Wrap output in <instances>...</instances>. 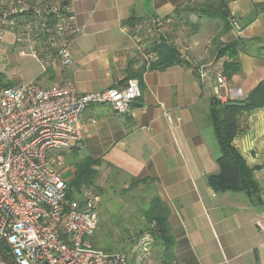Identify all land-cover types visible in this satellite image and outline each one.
<instances>
[{
  "label": "crops",
  "instance_id": "crops-1",
  "mask_svg": "<svg viewBox=\"0 0 264 264\" xmlns=\"http://www.w3.org/2000/svg\"><path fill=\"white\" fill-rule=\"evenodd\" d=\"M61 1L79 27L69 36L73 61L33 79L41 86L69 80L84 93L136 78L140 95L123 114L90 105L82 139L57 156L77 159L56 169L62 176L71 172L63 176L68 181L90 160L97 173L91 183H98L102 171L112 177L127 172L138 181L134 186L145 209L156 200L165 213L171 248L163 264H264V101L237 114L230 144L254 190L216 189L210 183L221 155L215 129L222 103L245 99L264 79V0H227V24L206 35L202 27L186 30L176 18L191 0ZM162 42L179 62L153 66ZM227 44L234 46L218 55ZM225 63H235L229 74ZM202 64L203 77L197 71ZM217 72L226 77V100L217 97Z\"/></svg>",
  "mask_w": 264,
  "mask_h": 264
},
{
  "label": "built area",
  "instance_id": "built-area-1",
  "mask_svg": "<svg viewBox=\"0 0 264 264\" xmlns=\"http://www.w3.org/2000/svg\"><path fill=\"white\" fill-rule=\"evenodd\" d=\"M7 31L20 45L18 54L36 59L41 73L73 61L69 36L79 27L61 0H0V40ZM197 71L205 76L204 64ZM216 81L225 100L223 72ZM139 95L136 78L84 93L69 80L49 86L35 79L0 81V264H130L125 252H105L86 241L97 228L99 196L88 188L74 192L51 154L82 139L90 105L123 114Z\"/></svg>",
  "mask_w": 264,
  "mask_h": 264
},
{
  "label": "rangeland",
  "instance_id": "rangeland-1",
  "mask_svg": "<svg viewBox=\"0 0 264 264\" xmlns=\"http://www.w3.org/2000/svg\"><path fill=\"white\" fill-rule=\"evenodd\" d=\"M205 1L207 3L209 0L188 1L176 13V18L186 30L202 27L201 34L204 35L209 34L210 31L215 34L216 28L222 30L224 24L219 18H209L199 14L205 18L202 22L197 18L198 15L188 14L185 11L187 8L202 7ZM216 5L217 2L214 0L210 3L209 8L213 10ZM174 19L175 17H173ZM204 22L208 24L205 26L203 25ZM202 37L203 35H198L199 39ZM182 39H184L183 42L187 40L186 37ZM23 48L28 50L26 47ZM18 49L19 45L14 46L12 44V37L7 31L3 39L0 40V73L3 74L6 81H12L13 84L33 80L41 71L40 64L36 59L30 56H20ZM219 96L218 93L217 97L219 98ZM58 154H51V157H54L52 165L55 168H61L63 164H74L77 159L68 156L66 161H62L60 157L57 161ZM70 173L65 171L63 176L68 177ZM128 177L127 172H121L112 177L111 174L102 171L98 176V183L83 184L78 187L72 186L74 192L88 188L97 191L99 196V203L96 208L97 228L91 236L86 238V241L101 250L122 251L130 256L136 252V264H163L169 257L165 255L164 244L159 237V231L154 229L152 223L149 224L145 221L143 210L147 204L137 193V186L131 188L132 180Z\"/></svg>",
  "mask_w": 264,
  "mask_h": 264
},
{
  "label": "trees",
  "instance_id": "trees-1",
  "mask_svg": "<svg viewBox=\"0 0 264 264\" xmlns=\"http://www.w3.org/2000/svg\"><path fill=\"white\" fill-rule=\"evenodd\" d=\"M214 0L205 1L202 7L192 9L187 8L185 11L188 14L194 13L195 15H204L209 18H219L224 24H227L229 18V10L227 6V0H216V8L211 10L209 7L210 3ZM168 44L162 42L158 45L159 58L154 62L155 67H166L170 63L179 62L177 53L170 49ZM234 44H227V46L220 48L217 54H223L226 50L233 47ZM170 49V50H169ZM159 50H167L168 55L160 54ZM170 51V52H169ZM223 52V53H222ZM261 54H263L260 49ZM216 54V55H217ZM180 56V55H179ZM159 61V62H158ZM235 65V63H234ZM232 63H225L224 70L229 74L228 70H232ZM224 72V71H223ZM0 81L6 85H12L13 82L6 81L3 78V74L0 73ZM140 83V82H139ZM264 101V79L260 80L255 87L251 90L250 94L245 99H229L222 103L220 109L219 121L217 120L215 133L219 139V145L221 149V155L217 158L218 173L210 175V183L216 188H232L244 191H252L255 188V183L250 179L249 170L245 167L240 166L239 159L231 151V141L235 136L236 118L237 114L243 109H248L250 105L261 104ZM257 106V105H256ZM224 129V132L222 130ZM93 162L87 160V162L81 163L75 168L73 176L67 181V184L73 190V187H78L83 184H90L93 177L96 175V171L92 168ZM138 181H132L131 188L137 185ZM145 221L149 224L152 223L154 229H158L159 237L162 239L164 244V251L167 257L170 256V236L168 230V224L162 206L156 200L152 201L149 207L143 210ZM154 221V222H152ZM93 246V245H92ZM105 252H112L104 250Z\"/></svg>",
  "mask_w": 264,
  "mask_h": 264
},
{
  "label": "water",
  "instance_id": "water-1",
  "mask_svg": "<svg viewBox=\"0 0 264 264\" xmlns=\"http://www.w3.org/2000/svg\"><path fill=\"white\" fill-rule=\"evenodd\" d=\"M136 260H137V253L134 252L129 258V263L130 264H136Z\"/></svg>",
  "mask_w": 264,
  "mask_h": 264
}]
</instances>
